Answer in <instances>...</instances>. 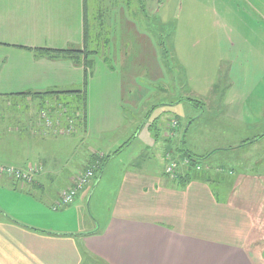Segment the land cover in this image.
Wrapping results in <instances>:
<instances>
[{
  "label": "crops",
  "instance_id": "1",
  "mask_svg": "<svg viewBox=\"0 0 264 264\" xmlns=\"http://www.w3.org/2000/svg\"><path fill=\"white\" fill-rule=\"evenodd\" d=\"M137 3L93 0V8L89 0H0V99L50 95L57 101L61 94L72 93L71 103L62 106L68 113L84 108V124L75 131L81 135L80 145L94 139L96 146L103 130L116 126L124 129L122 137L129 138L109 161L141 140L149 163L157 157L164 162L161 170L144 166L147 161L123 170L113 210L100 224L93 215H83L77 203L91 192L93 180L78 194L73 208L54 209L62 190L89 169L95 154L102 155L94 146L88 147L84 166L72 172L69 164L57 166L55 157L39 153L43 145L49 149L53 143L34 119L38 112L26 120L30 129L17 125L16 135L0 129V149L15 159L1 165L40 168L34 185L0 173V264H89L95 259L108 264H263L259 233L264 223V159L258 155L264 137L257 138L261 133L248 137V132L264 125V38L253 32V25L240 24L236 29L246 30L245 35L238 32L206 45H175L188 94L171 105L191 116L185 123L178 117L167 122L168 109L155 116V110L144 111L146 101L136 105L133 99L134 66H149L151 45L150 28L134 17L135 8L143 14L151 10L140 0ZM91 6L102 21L92 27ZM166 20L164 14L160 21ZM45 48L81 53L71 57L46 53ZM204 57L196 70L194 62ZM127 64L131 74L125 72ZM188 97L202 103L194 106L182 100ZM72 104L80 109L73 110ZM43 105L53 108L48 111L52 117L63 114L56 103ZM128 108L132 118L138 115L132 132L125 117ZM22 109L31 110L28 105ZM173 120L178 128L171 127ZM252 148L258 152L245 153ZM185 149L207 155V164L197 163L201 169L195 177L178 181L165 174L166 158L170 154L184 159ZM181 168V173L189 169ZM54 177L65 179L54 186ZM217 193L229 196L220 199ZM96 227L99 233L88 234Z\"/></svg>",
  "mask_w": 264,
  "mask_h": 264
},
{
  "label": "rangeland",
  "instance_id": "2",
  "mask_svg": "<svg viewBox=\"0 0 264 264\" xmlns=\"http://www.w3.org/2000/svg\"><path fill=\"white\" fill-rule=\"evenodd\" d=\"M136 5L137 0H134ZM143 5H146V9L151 10L149 13L143 14L141 10L135 8V20L140 22L145 27V29L150 28L151 30V45H150V63L149 66L145 65L144 69L138 68L135 64L134 66V76L137 79L136 85L134 86V97L136 105L141 101L145 102L146 107H144V111H154L155 116L162 109H168L165 112L164 116H167V122L171 119H175L178 117L182 123H185L187 120L188 113L181 112L180 106L175 107L171 105L181 94H188V89L183 85L182 77L185 75L182 70L178 68L174 50L176 46L186 45L189 43H202V45H206V43H210V40H224L226 36L235 37L238 32H241L245 35L246 30H237L240 24H249L253 25L254 31L259 32V38H264V0H140ZM90 5L95 8V5L91 4L93 0H89ZM91 8L89 9L88 19L90 20L91 27L95 22H102L101 18L98 16V9L96 8L94 11ZM100 7V4L97 5ZM157 9L160 10L161 13H157ZM168 12V13H167ZM166 16V21L161 22ZM229 24L232 28L236 30L229 29L227 27ZM107 30L109 26H107ZM248 31V30H247ZM182 42V43H181ZM176 45V46H175ZM208 51L209 49H204ZM101 50L100 52H102ZM189 49H185L184 55H187ZM206 55L205 53H202ZM195 57V56H194ZM206 57L198 58V62L195 63V69L198 70L200 66L204 63ZM196 59V58H195ZM125 72H129L130 64L125 66ZM115 70V69H114ZM117 72L118 71H113ZM120 72V71H119ZM141 86V90L139 93L137 88ZM177 92V96H176ZM72 94V93H70ZM68 94H61L56 101L54 97L50 95H42V98H32L25 99V97H6L0 99V129L3 130L6 128L8 131V135H16V126L20 125L24 130H27L28 124L27 119L30 115L36 114L38 112L37 122L39 119L41 127L45 130V137L49 136L53 143V146L49 144V149H46V145H43L42 151L39 150V153L43 151L47 152L50 155V158H56L57 166L64 167L67 164L69 169H72V172H77L80 170L81 166L90 155L89 146H94L99 151L100 157H104L105 154H113L114 150L118 149L120 146L127 141L129 136L122 137V132L124 129H117L116 126H111L110 128L104 129V134L101 136V140L97 143L94 139L93 141H89L90 145H80L81 144V135L76 134L77 131H80L78 128L79 123L84 124V108L72 104V109L79 108L77 111L81 115H77V112H69L68 115L64 117L63 124L61 127H66L68 125L67 117L74 120L75 131H70L66 133H59V131H54L52 128H48L42 120L43 112L52 111L51 108H46L43 102L47 103H56L59 105V112L62 113L65 108L62 105H66L69 102L71 103L72 96ZM75 94V93H73ZM130 98V96H129ZM196 98V97H193ZM199 100V98H196ZM131 101V98L128 99ZM28 105L29 109H22L23 106ZM101 105V104H100ZM55 106V105H54ZM156 106V107H155ZM195 106V105H194ZM199 106V105H198ZM41 107V108H40ZM69 108V107H68ZM70 108V109H71ZM131 108L126 109L125 117L128 118L131 125L129 128V132L134 130V125L137 126L139 124L138 115H135L132 118ZM196 111V110H195ZM40 112V115H39ZM139 115H141L139 113ZM29 116V117H28ZM193 116V115H192ZM131 119V120H130ZM43 124H42V122ZM144 120V117L142 121ZM135 122V123H134ZM176 122L177 124H174ZM142 122H140L141 124ZM54 126L57 124V120L53 122ZM44 125V126H43ZM114 125V124H113ZM175 125V127L173 126ZM160 129L164 132L165 124L159 125ZM172 128H178V121L173 120L171 122ZM41 129L43 131V129ZM30 129V128H28ZM29 131V130H28ZM29 133V132H28ZM25 134V138L28 139ZM48 133H50L48 135ZM257 133H261L257 138L264 137V125L262 128L251 129L248 132V137H252ZM255 138L254 140H256ZM253 140V141H254ZM142 141L139 140L137 143L133 144L131 148L123 152L121 156L117 159L113 158L109 161L108 165H106L103 170L99 168L101 165V160H99L93 167L92 170L94 172L93 184L89 187V191L91 192L87 196H81L80 200L77 203H80L82 206L83 215H93L95 219H97L100 224H104L107 221V218L110 216V212L113 210V198L117 193V181L121 177L122 171L127 167L135 165L136 162L141 165L148 160V157L142 155ZM264 146V145H263ZM52 147V148H51ZM10 149V148H8ZM161 153L163 154V150L160 147ZM149 151V150H148ZM258 152L255 151V153ZM9 152H5L0 149V168L2 166H11L10 165H1L5 163H14V157L8 154ZM147 153V151H146ZM246 154L254 153V149L247 150ZM254 153V154H255ZM258 154V153H257ZM261 158L264 159V148L259 153ZM175 158V157H174ZM152 159V158H151ZM181 159V157L176 158ZM207 158L204 160V164L206 163ZM151 163L147 161V164L144 166H149L152 170H161L163 168L164 162L160 158H155L154 160H150ZM22 162V161H20ZM90 162L88 163V165ZM103 164V163H102ZM167 164V162H166ZM231 163L227 162L226 165L231 166ZM16 167V166H15ZM25 170L29 168L27 165L22 166ZM39 166L37 165V169ZM102 171V172H101ZM199 171V170H197ZM85 172V171H84ZM166 174V173H165ZM2 175V173H1ZM5 175V174H4ZM3 175V176H4ZM167 175V174H166ZM7 175H5L6 177ZM9 178H13L7 176ZM98 177V179H96ZM170 177V176H169ZM54 177L53 182L48 181L49 184L51 182L54 186H59L63 182V178L65 177ZM92 182V181H91ZM90 182V183H91ZM89 183V184H90ZM96 190V191H95ZM95 191V192H94ZM220 199L227 198L229 195L227 193H217ZM227 194V195H226ZM77 198V197H76ZM73 208V204L63 206L62 208ZM262 219L264 222V213L262 215ZM262 231L259 233L261 236L260 241V250L262 255H264V223L261 224ZM261 255V256H262ZM264 257V256H263ZM264 264V260L262 262Z\"/></svg>",
  "mask_w": 264,
  "mask_h": 264
},
{
  "label": "built area",
  "instance_id": "3",
  "mask_svg": "<svg viewBox=\"0 0 264 264\" xmlns=\"http://www.w3.org/2000/svg\"><path fill=\"white\" fill-rule=\"evenodd\" d=\"M66 115H68V112H63L61 115L57 114L56 116L52 117L48 111H46V113L43 112L42 114V120L44 121L45 125H48L46 127L52 128L53 130L56 128L54 131H59V133L75 131L74 120L69 117L66 118L68 125L66 127H61ZM77 115L79 116L81 114L77 112ZM54 120H57L56 126L53 124ZM173 123L177 124L176 122ZM173 126L175 127V125ZM166 160L167 165L165 167V173L172 178H176L177 175L181 173L180 171L182 166L190 167L191 165L190 159H176L170 154L167 155ZM195 168L200 170L201 166L196 165ZM27 169L28 170H25L24 168L15 166H2L0 168V173L13 177L15 180L22 182V184H30L34 181L35 174L38 173L40 168L37 169L35 166H29ZM92 178H94V172L92 169L86 170L85 172L78 175L75 178L73 185L62 190L60 199L54 204V209H60L63 206L73 204L78 194L92 181Z\"/></svg>",
  "mask_w": 264,
  "mask_h": 264
},
{
  "label": "trees",
  "instance_id": "4",
  "mask_svg": "<svg viewBox=\"0 0 264 264\" xmlns=\"http://www.w3.org/2000/svg\"><path fill=\"white\" fill-rule=\"evenodd\" d=\"M85 21H87V15L85 17ZM46 53H54V54H66L69 55L71 57H75V55H78L79 53H81L80 50H63V49H50V48H45L43 49ZM183 101L189 102L192 105L198 106L199 104H201L202 102L198 99H194L191 97L188 98H183ZM123 148V146L115 151L113 154H109V155H104V157H100L97 154H95L92 157V160L90 161L91 163L89 164V169H92V167L99 161L101 160V165H99V168L103 170V168L107 165L108 161L111 159L112 156H114L115 154H117L119 151H121V149ZM184 158H188L190 159L191 165L189 167V169L187 170V172L185 171L184 173H180L177 175L176 178L178 181L179 180H183L186 178H189V176L191 178L195 177L197 175V169L195 168L197 163H204V160L207 158V155L205 156H196L193 153H190L187 149L184 150ZM103 163V164H102ZM87 169V170H89ZM102 172V171H101ZM199 173V172H198ZM95 175V174H94ZM96 179H98V177H96ZM19 183H22L19 181ZM184 184V182H182ZM31 185L35 184V181H33L32 183H30ZM30 184H24V185H30ZM100 230L99 228L96 227L95 230H93L92 232H89L88 234H97L99 233ZM89 264H108L106 261L102 260V259H95L94 261H91V263Z\"/></svg>",
  "mask_w": 264,
  "mask_h": 264
}]
</instances>
